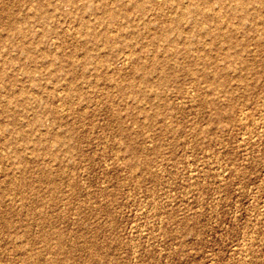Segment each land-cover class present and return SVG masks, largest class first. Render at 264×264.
Masks as SVG:
<instances>
[{
  "label": "rangeland",
  "instance_id": "rangeland-1",
  "mask_svg": "<svg viewBox=\"0 0 264 264\" xmlns=\"http://www.w3.org/2000/svg\"><path fill=\"white\" fill-rule=\"evenodd\" d=\"M0 264H264V0H0Z\"/></svg>",
  "mask_w": 264,
  "mask_h": 264
},
{
  "label": "bare ground",
  "instance_id": "bare-ground-1",
  "mask_svg": "<svg viewBox=\"0 0 264 264\" xmlns=\"http://www.w3.org/2000/svg\"><path fill=\"white\" fill-rule=\"evenodd\" d=\"M40 3H41V2H40ZM40 3H39V4H40ZM39 6H40V5H39ZM139 7H140V6H139ZM39 8H40V7H39ZM40 9H41V8H40ZM39 11H40V10H39ZM199 11H200V10H199ZM203 14H204V13H203ZM234 14H235V13H234ZM12 15H13V14H12ZM113 17H115V18H116V17H117V15L113 14ZM180 19H181V18L179 17L178 21H180ZM218 26H219V25H218ZM18 33H19V32H18ZM110 33H111V32H110ZM17 35H18V34H17ZM106 36H107V35H106ZM5 107H6V106H5Z\"/></svg>",
  "mask_w": 264,
  "mask_h": 264
}]
</instances>
